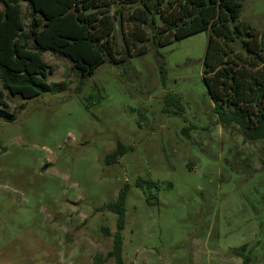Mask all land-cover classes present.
<instances>
[{"label": "rangeland", "instance_id": "374dc122", "mask_svg": "<svg viewBox=\"0 0 264 264\" xmlns=\"http://www.w3.org/2000/svg\"><path fill=\"white\" fill-rule=\"evenodd\" d=\"M7 15L0 3V23ZM18 17L27 32L25 4ZM240 21L264 33V0H245ZM113 37L121 58L118 22ZM207 39L105 62L80 91L70 62L39 55L46 82L64 90L5 93L14 118L0 117V264L106 260L117 232L106 207L126 185L125 264H243L244 245L264 264V142L219 125L203 82ZM119 142L133 150L107 163ZM139 178L157 185L142 191Z\"/></svg>", "mask_w": 264, "mask_h": 264}, {"label": "trees", "instance_id": "16d2710c", "mask_svg": "<svg viewBox=\"0 0 264 264\" xmlns=\"http://www.w3.org/2000/svg\"><path fill=\"white\" fill-rule=\"evenodd\" d=\"M245 0H0L6 16L0 23V117L13 120L5 93L23 101L64 90V84L46 82L39 55L51 54L72 64L79 78L77 90L105 62L120 63L128 56L143 55L150 47H165L175 41L208 32L203 60V82L213 112L224 129L237 127L245 141L264 142V33L240 21ZM30 11L27 32L20 24V6ZM119 23L126 55L118 58L113 33ZM164 72V71H163ZM167 107L179 101L167 98ZM120 143L107 163L132 151ZM157 184L139 178L137 188ZM126 185L106 209L117 215V232L107 259L123 260L126 225ZM238 255L243 264L250 256ZM99 259L98 264L104 261Z\"/></svg>", "mask_w": 264, "mask_h": 264}]
</instances>
